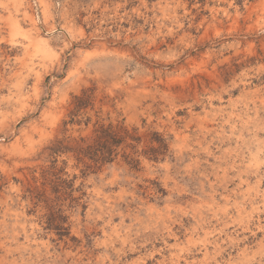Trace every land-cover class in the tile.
<instances>
[{
  "label": "rangeland",
  "instance_id": "1",
  "mask_svg": "<svg viewBox=\"0 0 264 264\" xmlns=\"http://www.w3.org/2000/svg\"><path fill=\"white\" fill-rule=\"evenodd\" d=\"M0 264H264V0H0Z\"/></svg>",
  "mask_w": 264,
  "mask_h": 264
},
{
  "label": "trees",
  "instance_id": "2",
  "mask_svg": "<svg viewBox=\"0 0 264 264\" xmlns=\"http://www.w3.org/2000/svg\"><path fill=\"white\" fill-rule=\"evenodd\" d=\"M119 133L120 132L113 130L112 126L101 125L98 127L97 134L95 136V151L101 155H94L97 157L96 159H93L95 163L99 162V160L103 161L107 159L108 157H106V154H111V152H113L111 147L112 145L115 146L119 143ZM136 140H138V138H136ZM87 149H92V146H89ZM86 150L79 148V153ZM127 158L129 157L127 156ZM130 162L133 163L135 160L130 159Z\"/></svg>",
  "mask_w": 264,
  "mask_h": 264
}]
</instances>
